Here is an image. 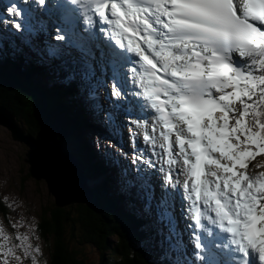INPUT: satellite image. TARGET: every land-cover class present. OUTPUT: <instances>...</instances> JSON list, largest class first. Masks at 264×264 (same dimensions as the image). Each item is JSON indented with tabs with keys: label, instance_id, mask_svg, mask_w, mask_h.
Wrapping results in <instances>:
<instances>
[{
	"label": "snow or ice",
	"instance_id": "obj_1",
	"mask_svg": "<svg viewBox=\"0 0 264 264\" xmlns=\"http://www.w3.org/2000/svg\"><path fill=\"white\" fill-rule=\"evenodd\" d=\"M47 2L35 0L41 7ZM81 4L92 11L87 24L109 33L111 96L136 101L141 115L127 116L131 124L151 120L154 130L161 126L153 140L160 142L162 137L161 148L175 157L169 164L179 167L165 168L152 159L143 163L163 174L165 186L183 190V198L190 202L185 211L203 206L205 211L197 208L193 217L195 229L211 238V224L230 234L238 254L235 264H264V179L234 170L253 156L245 147L264 149V0H64V26L55 30L53 39L94 58L89 37L79 34L76 13L69 7ZM6 11L24 16L17 4ZM23 27L14 24L18 31ZM46 51L59 58L63 49L48 44ZM54 71L67 72V64ZM94 75L93 66L85 61L80 68L81 94ZM75 78L70 73L66 80ZM94 97L95 92L90 93L89 99ZM107 118L114 119L111 113ZM167 195L159 207L166 209ZM167 216L165 210L161 219ZM194 237L196 256L207 264L205 237L195 231Z\"/></svg>",
	"mask_w": 264,
	"mask_h": 264
},
{
	"label": "trees",
	"instance_id": "obj_2",
	"mask_svg": "<svg viewBox=\"0 0 264 264\" xmlns=\"http://www.w3.org/2000/svg\"><path fill=\"white\" fill-rule=\"evenodd\" d=\"M9 58L3 60L0 55V104L31 129L32 125L38 129L50 126L65 144L76 142L78 137L72 127L68 126L67 122L71 123L67 115L58 111L53 98L41 95L43 88L40 84L42 77L47 76L46 66L28 63L23 57H13L12 60ZM69 155H74L81 168L93 173L82 151V145L74 154ZM95 175L90 174L92 177ZM87 183L91 189L93 184ZM106 191L103 188L93 190L95 200L85 207L73 208L72 214L68 208L58 210L54 218L41 216L42 236L51 240L46 243L49 264H93L89 253L85 251L86 244L90 242L100 252L95 264H147L144 260L146 250L140 246V235L134 227L135 220L116 207ZM0 211L7 219L8 208L1 198ZM113 236L116 240H111ZM122 239L126 251L120 247ZM45 260L47 261L42 258L37 264L44 263Z\"/></svg>",
	"mask_w": 264,
	"mask_h": 264
},
{
	"label": "water",
	"instance_id": "obj_3",
	"mask_svg": "<svg viewBox=\"0 0 264 264\" xmlns=\"http://www.w3.org/2000/svg\"><path fill=\"white\" fill-rule=\"evenodd\" d=\"M1 131L6 134L3 135L5 138H0V145H4L6 150L7 146L2 143L6 141L12 153H22L21 181L17 183V191L34 197L33 193L25 192L31 181L38 193L37 197L45 201L38 216L39 226L43 215L54 218L58 210L89 203L90 199L80 176L57 146L56 135H52L47 129L40 130L36 136L27 133L16 118L0 106ZM29 188L34 189L33 186ZM0 198L2 200V196Z\"/></svg>",
	"mask_w": 264,
	"mask_h": 264
},
{
	"label": "rangeland",
	"instance_id": "obj_4",
	"mask_svg": "<svg viewBox=\"0 0 264 264\" xmlns=\"http://www.w3.org/2000/svg\"><path fill=\"white\" fill-rule=\"evenodd\" d=\"M48 80H50V77L48 78ZM20 122L24 124L22 120H20ZM67 123L68 126L71 127L69 122ZM5 134L6 133L1 131L0 138H5L3 137V135ZM8 138H10L9 135ZM2 143L7 146V149L5 150L4 145H0V195L5 202L13 204H9L11 209L10 221L12 222V227L17 229V231H14L15 237L17 238L16 245L24 254L26 252L28 253V250L30 251L31 249V251L35 252L38 255L42 252L44 246L36 238L35 224L38 223V216H40V210L45 204V201L44 199L42 200L41 197H37L38 193L31 181L28 182L25 192L33 193L34 197L28 194L25 195L24 193H20L19 191H17V183H20L21 181L20 163L23 160L21 156L22 153H18V155L16 154V151L12 153V150L8 148L9 144H7L6 141ZM67 153L71 154L70 152ZM30 186H33L35 190L33 188H29ZM69 211L71 212V214L73 213V209H70ZM6 222L7 220L5 219V217L0 213V229L2 228V224H5L7 226ZM8 240L9 237L3 238L1 236L0 230V258L1 254L9 253V246L7 244ZM31 242L35 243V247L31 248L30 246H28V244H30ZM85 248L86 252L87 250H89V257L93 264L98 262L100 253L97 252V256L96 254H94L96 249L95 246V249L90 245H86ZM31 251L29 252V255ZM96 251L98 250L96 249ZM42 258L45 257L40 256L38 257V260ZM43 264H49V261L45 260Z\"/></svg>",
	"mask_w": 264,
	"mask_h": 264
},
{
	"label": "bare ground",
	"instance_id": "obj_5",
	"mask_svg": "<svg viewBox=\"0 0 264 264\" xmlns=\"http://www.w3.org/2000/svg\"><path fill=\"white\" fill-rule=\"evenodd\" d=\"M20 8H22L21 6H20ZM53 9H57L56 7H54ZM52 12V11H51ZM51 14V13H50ZM52 15L54 16V17H56V15H55V13H52ZM41 76V75H40ZM107 95H108V93H107ZM110 99H111V106L112 107H116L117 105H118V103H117V100H115L114 98H112V97H110ZM0 106H1V104H0ZM122 115V114H121ZM147 115H151V114H147ZM136 116V115H135ZM136 117H140V115H137ZM146 130L148 131V132H150L151 133V130H148L147 128H146ZM26 132L28 133L29 131L26 129ZM152 136H153V138L154 137H157V135H155V132H154V134H152ZM153 140V139H152ZM131 144H134V146H136L137 148L139 147L140 148V152H142V154H144V156L146 157V159H152V160H154V155H153V153H152V151L151 150H149L148 148H147V144H145V142L144 143H141V141H138L137 142V144L135 143V142H130V144L128 145V150L129 151H127V152H123L124 153V155L125 156H127V158L129 159V160H131V162H132V168H133V171H134V175H135V181H134V183L133 184H136L137 183V181H138V178H140L141 179V181L142 182H150L151 180H153V178L155 177V176H157V178L158 179H160L161 181H162V173H160L157 169H155V168H149V167H147L144 163H143V161H141V160H139V161H136L135 160V157L133 156V155H131V149H130V147H131ZM151 146L155 149V150H157V151H159V147L157 146V144L156 143H152L151 144ZM162 151H163V148H162ZM163 152H165V151H163ZM69 155V154H68ZM70 157H71V159L74 161V163H77V164H79V162L75 159V158H73V156H71V155H69ZM167 158H168V160L170 161V155H167L166 156ZM69 158V157H68ZM162 158V157H161ZM174 160H175V158H173ZM160 160V159H159ZM173 160V161H174ZM157 163H160L158 160L156 161ZM181 162V161H180ZM76 164V167H77V169L79 170V165H77ZM161 165H163L165 168H166V165L164 164V163H162ZM172 165V168L173 169H175V168H177V167H179V164L178 163H176V166H173V163L171 164ZM145 167L147 168L146 170H145ZM79 171H81V170H79ZM115 175H117V173H115ZM84 176L82 175H80V178H81V182L85 185V187L88 189L89 188V185H88V181L87 180H85L84 178H83ZM181 179L183 180V176H181ZM149 187V186H148ZM117 188H120V189H123V187L121 186V187H117ZM178 191L180 192V194H181V196L182 197H184V193H183V190L180 188V187H178ZM177 195V194H176ZM181 196L180 195H177L176 197H175V199H178V200H180V202L181 203H184L183 201H182V199H181ZM184 201H185V199H184ZM187 204V203H186ZM189 205V204H188ZM185 223L186 224H189V222H188V218H187V215L185 216ZM173 224H175L174 222L172 223V225ZM5 225V224H4ZM226 236V235H225ZM230 237L229 236H226V240L227 241H230V240H228ZM130 250V249H129ZM141 251V250H140ZM145 256V255H144ZM214 257L216 256V255H213ZM145 260V259H144Z\"/></svg>",
	"mask_w": 264,
	"mask_h": 264
}]
</instances>
